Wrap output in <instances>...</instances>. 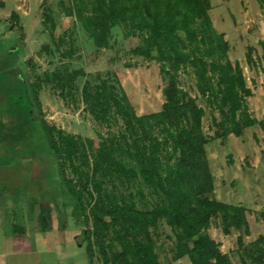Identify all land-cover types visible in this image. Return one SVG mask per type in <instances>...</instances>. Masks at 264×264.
I'll list each match as a JSON object with an SVG mask.
<instances>
[{"label":"trees","instance_id":"1","mask_svg":"<svg viewBox=\"0 0 264 264\" xmlns=\"http://www.w3.org/2000/svg\"><path fill=\"white\" fill-rule=\"evenodd\" d=\"M48 1L41 4L42 24L61 59H70L75 50L72 44L62 50L69 41L55 38L56 23ZM59 6L65 17L81 26L98 51L111 49L115 28L125 39L138 40L128 53L159 65L165 84L161 110L138 115L117 80L112 82L110 78L98 76V84L85 81L78 89L77 79L86 77L83 69H56L34 78H27L22 71L1 74L0 155L7 146L9 153L16 152L8 161L3 156L5 164H31V182L45 176L40 170L36 174L35 165L54 166L52 183L61 199L73 205L71 216L81 228L77 241L85 244L88 264H161L157 233L163 224L173 238L170 263L186 258L190 264H233L208 235L214 219L220 220L225 235L232 230L241 233L237 239L241 264H264V237L244 242L250 235L248 211L218 201L214 195L206 145L230 135L239 138L246 129L262 124L249 112L246 99L253 96V91L247 86L240 63H233L228 56L230 44L225 34L214 27L211 1L62 0ZM4 7L0 0V9ZM10 20L19 25L20 17L12 12ZM260 44L264 49V43ZM13 46L3 56L13 52ZM43 50L52 53L49 45ZM253 52L249 47L245 54L251 69L255 67ZM27 62L34 68L32 60ZM182 72L190 73L198 97L219 115L212 117L215 132L211 138L203 130L205 110L178 81ZM45 85L66 92L74 102L75 89L97 123L120 124L119 131L94 140L50 125L39 99ZM127 158L130 165L124 162ZM246 163L250 165L248 160ZM115 177L127 183L140 179L155 202L149 208H139L132 197L116 194L115 187H106ZM26 181L27 177L23 184ZM46 198L41 195L37 216L33 213L36 202L30 204L31 218L36 216L41 232L48 230L50 203L54 202Z\"/></svg>","mask_w":264,"mask_h":264},{"label":"rangeland","instance_id":"2","mask_svg":"<svg viewBox=\"0 0 264 264\" xmlns=\"http://www.w3.org/2000/svg\"><path fill=\"white\" fill-rule=\"evenodd\" d=\"M1 1L5 7L0 9V75L22 71L27 78H34L56 69H83L86 77L77 79L78 89L85 81L98 84V76L110 78L112 82L117 80L138 115L161 110V91L165 84L159 74V65L128 53L137 45V39H125L121 30L115 28L112 30L111 49L98 51L81 26L61 12L59 2L62 0H49L47 7L56 23L55 38L65 37L69 41L62 45V50L69 49L70 44L75 50L72 58L62 60L42 24L43 0ZM210 1L214 27L225 34L230 44L228 56L233 63H240L247 86L253 91V96L246 99L249 112L262 124L246 129L239 138L230 135L225 139L211 140L206 145L215 198L242 206L248 211L250 235L244 237V242L248 244L260 236L264 237V218L261 217L264 213V49L260 44L264 43V0ZM12 12L19 15V25L10 20ZM12 45L13 52L3 56ZM46 45L50 46L51 54L43 50ZM249 47L254 49L253 69L245 59ZM28 60H32L34 68H31ZM178 81L205 110L203 130L208 138L213 137L215 128L212 117L218 118V113L212 112L207 103L198 97L195 81L189 72H182ZM75 91L76 102L53 85L43 86L39 99L46 121L65 133L83 138L99 140L109 134H117L121 125L97 123L86 112L79 92ZM3 150L4 153L0 155V264H88L85 244L77 241L81 228L71 216L73 205L61 199L58 188L52 183L56 175L54 166L45 163L35 165L36 174L42 171L45 176L41 175L39 181L31 182L28 168L32 165L21 167L20 163L5 164L3 156L8 161L11 160L9 155L16 152L9 153L8 146ZM39 152L37 150L36 153L39 155ZM247 160L250 165H247ZM124 162L130 165L131 161L127 158ZM66 169L68 176L72 177L70 170ZM25 177L28 181L23 184ZM106 187L110 190L115 187L116 194L132 197L139 208H149L156 200L149 195L148 186L140 179L127 183L115 177L113 183H107ZM41 195H46V200L54 201L50 203L51 220L49 225L46 224L48 230L45 232L38 230L36 219L31 220L33 213L37 216L39 208L36 206L42 204ZM32 202L37 205L31 214ZM208 235L219 244L223 253L229 255L233 264H241L237 252L240 232L232 230L225 235L220 220L214 219ZM157 245L161 264H190L186 258L170 263L173 238L164 224L158 230Z\"/></svg>","mask_w":264,"mask_h":264},{"label":"crops","instance_id":"3","mask_svg":"<svg viewBox=\"0 0 264 264\" xmlns=\"http://www.w3.org/2000/svg\"><path fill=\"white\" fill-rule=\"evenodd\" d=\"M35 219H36V216H35V218H34V219H32V218H31V220H32V221H34Z\"/></svg>","mask_w":264,"mask_h":264}]
</instances>
